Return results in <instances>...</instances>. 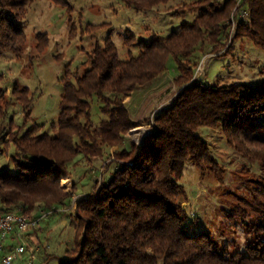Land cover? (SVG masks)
I'll return each mask as SVG.
<instances>
[{
  "label": "trees",
  "instance_id": "1",
  "mask_svg": "<svg viewBox=\"0 0 264 264\" xmlns=\"http://www.w3.org/2000/svg\"><path fill=\"white\" fill-rule=\"evenodd\" d=\"M28 1L0 0V53L20 54L26 36L18 17ZM52 1L63 5V0ZM120 1L142 12L171 0ZM184 6L183 13L194 14L192 23L150 42L139 41L137 57L120 60L108 37L87 55L82 75L73 81L61 78L59 114L50 134H37L36 124L10 134L7 143L14 148L10 157L14 172L0 165V213L18 210L32 220L43 212L54 213L71 197L61 182L70 178L72 166L101 159L107 149L114 164L100 187L76 204L73 247L59 257L49 256L45 264H264V189L257 191L254 202H246L255 215L246 228L256 235V243L246 255L226 258L206 234L188 235L180 206L185 192L178 183L188 163L202 172L216 167L207 144L196 134L199 128L219 127L232 145L243 129L235 125L238 114L252 108L264 112V82L207 86L194 81L197 61L228 47L234 21L238 27L234 41L247 39L264 49V0H195ZM246 13L248 24L242 22ZM170 61L177 71L171 82L177 91L150 120L154 131L137 145L128 135L140 123L124 100L165 74ZM2 94L0 90V102ZM11 94L22 105L25 125L31 119L28 89L14 86ZM94 99L104 116L97 126L91 115ZM5 106L0 107V132L7 120L9 105ZM246 139L260 148L255 160L264 169V140ZM125 140L127 146L116 151ZM230 216L247 219L250 214L237 208Z\"/></svg>",
  "mask_w": 264,
  "mask_h": 264
},
{
  "label": "rangeland",
  "instance_id": "2",
  "mask_svg": "<svg viewBox=\"0 0 264 264\" xmlns=\"http://www.w3.org/2000/svg\"><path fill=\"white\" fill-rule=\"evenodd\" d=\"M193 1L171 0L151 11L139 12L127 8L120 0H63L62 6L52 0H29L18 17L26 36L20 54L0 53V90L5 96L0 107L4 109L9 105L7 120L0 132V165L6 169L10 167L14 148L7 141L10 134L21 126L25 131L36 124L40 126L37 134L51 133L49 127L57 122L63 91L60 79L64 77L73 81L82 75L87 69L83 66L87 55L96 45L102 46L109 37L120 60L137 57L139 41L150 42L154 37L178 32L183 24H191L194 14L183 11L184 4ZM6 13L15 18L10 10ZM248 21V16H242L243 23L248 24ZM237 30L234 21L228 47L214 55L205 54L197 61L194 81L207 86L240 83L261 86L264 82V49L247 39L234 41ZM176 76L175 64L170 61L165 74L124 100L126 109L140 123L130 131L129 140L140 145L144 137L154 131L150 120L174 98L177 89L171 82ZM14 86L27 88V97L32 98L31 119L25 125L22 105L11 94ZM91 105L92 120L97 126L104 116L99 112L97 100L94 99ZM254 112L252 108L238 114L235 125L243 129L232 145L228 144L219 127L199 128L196 134L207 144L216 167L202 172L188 163L178 182L185 192L180 206L186 214L184 225L188 235L206 234L226 258L234 254L246 255L247 248L258 239L246 228L255 217L246 202H254L257 191L264 189V169L255 160L260 148L246 139L264 140V112ZM141 130L146 134L134 136ZM127 144L126 141L116 151ZM109 152L107 149L101 159L91 163L81 160L70 168L71 176L62 180L61 188L71 197L42 220L40 227L10 236L4 243L6 249L0 254V264L20 240L27 249L21 257H26L27 264H45L49 256L59 257L63 250L73 247V231L78 224L74 215L76 204L99 188L102 178L112 171L114 164L108 157ZM8 172L13 173V168L10 167ZM237 208L246 209L250 216L247 219L231 217L230 213ZM7 242L13 246L7 247ZM21 258L18 257L14 264Z\"/></svg>",
  "mask_w": 264,
  "mask_h": 264
},
{
  "label": "built area",
  "instance_id": "3",
  "mask_svg": "<svg viewBox=\"0 0 264 264\" xmlns=\"http://www.w3.org/2000/svg\"><path fill=\"white\" fill-rule=\"evenodd\" d=\"M244 15L248 16L247 13ZM51 214V211L43 212L39 218L32 220L18 210L0 213V252L10 236L21 235L32 228L38 227L42 220ZM25 248V244L20 240L12 253H8L2 258V264H14L15 260L24 253Z\"/></svg>",
  "mask_w": 264,
  "mask_h": 264
},
{
  "label": "crops",
  "instance_id": "4",
  "mask_svg": "<svg viewBox=\"0 0 264 264\" xmlns=\"http://www.w3.org/2000/svg\"><path fill=\"white\" fill-rule=\"evenodd\" d=\"M8 245L13 246V243H8L7 242V245L6 246L9 247ZM15 264H27L26 263V257L25 258L23 257V258L19 259L18 262L15 263Z\"/></svg>",
  "mask_w": 264,
  "mask_h": 264
},
{
  "label": "bare ground",
  "instance_id": "5",
  "mask_svg": "<svg viewBox=\"0 0 264 264\" xmlns=\"http://www.w3.org/2000/svg\"><path fill=\"white\" fill-rule=\"evenodd\" d=\"M135 133V132H134ZM140 134H146V131L145 130H141V131H136L135 135L134 136H139ZM141 136V135H140Z\"/></svg>",
  "mask_w": 264,
  "mask_h": 264
},
{
  "label": "water",
  "instance_id": "6",
  "mask_svg": "<svg viewBox=\"0 0 264 264\" xmlns=\"http://www.w3.org/2000/svg\"><path fill=\"white\" fill-rule=\"evenodd\" d=\"M148 135H150V133H149ZM144 138H145V137H144Z\"/></svg>",
  "mask_w": 264,
  "mask_h": 264
}]
</instances>
